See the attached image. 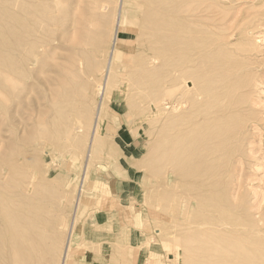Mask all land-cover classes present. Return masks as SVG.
<instances>
[{"label":"rangeland","instance_id":"374dc122","mask_svg":"<svg viewBox=\"0 0 264 264\" xmlns=\"http://www.w3.org/2000/svg\"><path fill=\"white\" fill-rule=\"evenodd\" d=\"M186 60L222 119L190 138L175 133L190 118L155 109ZM102 100L107 150L87 159ZM0 184V206L44 235L36 264H264V0H0Z\"/></svg>","mask_w":264,"mask_h":264},{"label":"bare ground","instance_id":"6f19581e","mask_svg":"<svg viewBox=\"0 0 264 264\" xmlns=\"http://www.w3.org/2000/svg\"><path fill=\"white\" fill-rule=\"evenodd\" d=\"M147 1V0H146ZM163 0H157V2L160 4V2H162ZM152 2V1H151ZM31 3V2H30ZM135 3V2H134ZM143 4H146V3H143ZM28 5V4H27ZM15 7V6H14ZM163 8V6H162ZM161 8V9H162ZM190 8V7H189ZM203 8V7H202ZM15 9V8H14ZM142 9V8H140ZM148 9V8H147ZM169 10V8H168ZM177 11H179V9H177ZM127 9L125 7V10L124 12H121L119 15H120V23H124L125 24V20H126V13H127ZM143 12V11H142ZM17 13V12H16ZM157 13V12H156ZM81 14V12L79 13ZM150 14V13H149ZM78 15V14H77ZM85 15V14H84ZM168 15V14H167ZM148 16V15H147ZM17 17V16H16ZM73 18V17H72ZM84 18V16H83ZM155 18V17H154ZM14 19V18H13ZM81 19V18H80ZM79 20V19H78ZM77 20L78 23H80L79 21ZM76 21V19H75ZM100 21V20H99ZM74 22V21H73ZM76 22V23H77ZM185 22V21H184ZM75 23V24H76ZM76 24L79 25V24ZM160 24V23H159ZM177 24V23H176ZM200 24V23H199ZM111 25V24H110ZM81 26V25H80ZM88 27V25H87ZM104 27V26H103ZM160 27V26H159ZM25 28V27H24ZM79 28V27H77ZM75 28V29H77ZM81 28V27H80ZM145 28V27H144ZM149 28V27H148ZM147 28V30H148ZM52 29V28H51ZM78 30V29H77ZM81 30V29H79ZM162 30V29H161ZM29 31V30H28ZM16 33V31H15ZM76 33V31H75ZM139 33V32H138ZM149 33V31H148ZM162 34V33H161ZM74 35V34H73ZM158 35V34H157ZM75 36V35H74ZM101 36V35H100ZM145 36V35H144ZM155 36V35H154ZM166 36V35H165ZM65 37V36H64ZM71 37V35H70ZM142 37V36H141ZM21 38V36H20ZM35 38V37H34ZM62 38V36H61ZM73 38V37H72ZM94 38V37H93ZM186 38V37H185ZM70 39V38H69ZM229 39V37H228ZM88 40V36L85 38V36L83 35H76L74 38H73V42L68 41V42H71L73 43V49L74 50H78L79 48H81L82 46L85 45V43L87 42ZM156 40V39H155ZM170 40V39H169ZM221 40V39H220ZM28 41V40H27ZM145 41V40H144ZM162 41V40H161ZM167 41V40H166ZM20 42V41H19ZM29 42V41H28ZM36 41H34V44H35ZM146 42V41H145ZM221 42V41H220ZM223 42H226V41H223ZM26 44V43H25ZM89 44V43H88ZM159 44V43H157ZM93 45V44H92ZM152 47V46H151ZM87 48V47H86ZM85 48V49H86ZM98 48V47H96ZM179 48H180V44L179 42L177 41V36L175 37L174 39V42H173V47H172V50L174 53H177V51H179ZM27 49V48H26ZM92 49H95V46L94 48ZM70 50V49H69ZM72 50V49H71ZM70 50V52H72ZM99 50V48L97 49ZM151 50V49H150ZM65 51V50H64ZM81 51V50H80ZM95 51V50H93ZM30 52V51H29ZM35 52V51H33ZM66 52V51H65ZM113 52V51H112ZM111 52V53H112ZM32 53V51H31ZM38 53V52H37ZM68 53V54H67ZM142 53V52H141ZM67 55H69L70 53L69 52H66ZM219 54V53H218ZM76 54H74L75 56ZM101 55V54H100ZM115 55V54H114ZM175 55V54H174ZM25 56V55H24ZM23 56V57H24ZM71 56V55H70ZM103 56V55H101ZM135 56V55H134ZM69 57V56H68ZM95 58V57H94ZM28 59V58H27ZM79 59V58H77ZM114 59V58H113ZM178 59H179V56H178ZM20 60V59H19ZM97 60V59H96ZM151 60V59H150ZM153 60V59H152ZM151 60V62H152ZM156 60V59H155ZM66 61V60H64ZM80 61V59H79ZM84 61V60H83ZM95 61V60H94ZM187 62L183 65V66H179V67H176L172 73H171V80H170V86L169 88L167 89L168 90V93H165V94H168L170 97H171V101H172V106L169 107V108H166L165 107V102L164 101H161L160 103H157L155 109L157 110V116H159L160 119L164 118V117H172L173 120H179L180 117L182 116H185V118H190L189 122L182 125V127H178L180 129H177L176 130V135L178 134H183V135H186V137H189V136H193V135H190V133L192 134L195 129L197 127H199L200 125L202 126L203 124H209V123H220V118H218V115L217 114H220V113H214V115H216L215 118H211L209 116V113H208V108H209V102H206V99H212L211 97H206V95L203 93L202 90H207L206 88L204 89V87H200L196 81H194V83H192V88L189 87V84H191V82L189 80H191V78H187L184 76H187L191 71H194V68L193 66L195 65V61L193 60H186ZM209 61V60H208ZM25 62V61H24ZM154 62V61H153ZM156 62V61H155ZM159 62V61H158ZM111 63H112V56L111 58L109 59V62H108V66L105 70V78H104V82H103V85L101 88V90H103L102 92H107L108 90V86H109V81L111 80V78L116 75L115 71L113 69H111ZM167 63V62H166ZM28 64V62L26 63ZM19 65V64H18ZM25 65V63H24ZM79 65V63H78ZM69 66V65H68ZM152 66V65H150ZM60 67V66H58ZM75 67V66H74ZM77 67V66H76ZM25 68V67H24ZM79 68V66H78ZM23 69V68H22ZM67 69V68H65ZM69 70L71 68H68ZM76 69V68H75ZM80 70H82L80 68ZM123 70V69H122ZM19 71V70H18ZM53 71V70H52ZM55 71V70H54ZM74 72V71H73ZM81 72V71H79ZM102 72V71H101ZM51 73V72H50ZM54 74V73H53ZM98 74V72H97ZM167 74V73H166ZM48 76V74H46ZM64 75V74H63ZM13 76V75H12ZM19 76V75H18ZM71 76V74H70ZM83 76V75H81ZM120 76V75H119ZM189 76V75H188ZM10 77V76H9ZM91 77V76H90ZM18 78V77H17ZM52 78V77H51ZM57 78V77H56ZM78 78V77H77ZM84 78V77H83ZM16 80V79H15ZM49 81V80H48ZM18 82V81H17ZM193 82V81H192ZM95 83V82H94ZM159 83V82H158ZM8 84V83H7ZM96 84V83H95ZM5 85V84H4ZM116 85V84H115ZM9 86V85H7ZM96 89V88H95ZM93 89V90H95ZM10 90V89H8ZM99 90V89H98ZM215 90V88H214ZM166 91V90H165ZM208 91V90H207ZM205 91V92H207ZM115 93V92H114ZM125 93V92H124ZM2 94V93H1ZM220 94V93H219ZM167 95V96H168ZM167 96H165V98H167ZM168 96V98H169ZM10 97V96H9ZM107 97V96H106ZM113 98V97H112ZM164 99V98H163ZM166 100V99H165ZM169 100V99H167ZM109 101V100H108ZM158 102V101H157ZM60 103V102H58ZM156 103V102H155ZM199 103V104H198ZM200 103L202 105H200ZM167 104V103H166ZM150 106V105H149ZM188 106V108H187ZM208 109V110H207ZM169 110V111H167ZM167 111V112H165ZM186 112L189 114H187L188 116H186ZM212 115V114H211ZM75 116V115H74ZM155 117V116H154ZM108 118V113H106V109H105V105L103 103V100L102 102L100 103V107L99 109L97 110L96 112V115L94 117V120H93V124H92V131H91V136H90V140H89V145H88V152H87V155H86V158L88 159L92 153V151L95 149V148H102L104 150H107V148L103 147V144L102 143V127L103 125L105 124L106 122V119ZM111 118L114 120L115 117H112ZM76 119V118H75ZM151 119V118H150ZM77 120V119H76ZM75 120V121H76ZM186 120V119H185ZM78 121V120H77ZM63 123V122H62ZM82 123V122H81ZM184 123V122H183ZM160 124V123H159ZM181 124V123H180ZM66 126V125H65ZM82 127V126H81ZM80 127V128H81ZM75 129V128H74ZM234 132V131H233ZM219 136V135H218ZM190 138V137H189ZM192 138V137H191ZM196 143L197 145H200L199 141L196 139ZM180 142V141H179ZM210 142V141H209ZM73 144V143H72ZM159 144V143H158ZM182 144V143H181ZM193 144V142L190 143V145ZM184 145V144H183ZM189 145V146H190ZM205 145V143H204ZM181 146V145H179ZM187 146V148L189 147ZM168 147V146H167ZM175 147V144L173 146V148ZM206 147V146H205ZM184 149V148H182ZM210 149V148H209ZM177 150V149H176ZM212 151V150H211ZM213 152V151H212ZM215 152V151H214ZM190 153V151H189ZM209 153V152H208ZM185 154V153H184ZM191 154V153H190ZM201 154V153H199ZM170 155V154H169ZM192 155V154H191ZM166 156V155H165ZM181 156V155H180ZM205 156V155H203ZM168 158V157H167ZM190 158V157H189ZM199 158V157H197ZM201 158V157H200ZM127 160H132V159H129L127 158ZM169 160V158H168ZM183 160V158H182ZM200 160V159H199ZM170 161V160H169ZM180 161V160H179ZM158 162V161H157ZM165 162V161H164ZM182 162V161H181ZM86 163V162H85ZM176 163V161L174 162ZM180 164V163H179ZM212 164V162H211ZM211 164H208V165H211ZM197 165V163H196ZM201 165V164H200ZM207 165V166H208ZM181 167V165H178ZM184 166V165H183ZM191 166V165H190ZM198 166V165H197ZM169 167V166H168ZM216 168V167H215ZM166 169V168H165ZM198 169V168H197ZM163 171V169H160ZM186 170V169H184ZM172 171V170H171ZM207 171V170H206ZM180 173H181V170H180ZM183 173V171H182ZM166 175V174H165ZM211 175V174H210ZM4 178V177H3ZM157 178V177H156ZM162 178V177H161ZM3 180V179H2ZM17 180V179H15ZM24 180V179H23ZM27 180V179H26ZM18 182V181H17ZM22 182V181H21ZM12 184V183H11ZM6 185V184H5ZM30 185V184H29ZM28 185V186H29ZM1 186V184H0ZM165 187H167V185H161L157 188V192H158V195L161 194L162 192H165ZM172 189L174 188V186L171 187ZM12 189V188H10ZM21 190V189H20ZM13 192V191H12ZM25 193V192H24ZM200 194V193H199ZM7 195V194H6ZM12 195V194H11ZM9 197V196H8ZM163 197V196H162ZM171 198V197H170ZM17 199V198H16ZM173 201V200H172ZM79 202V198H77L76 200V204H75V210L78 206V203ZM2 203V202H1ZM41 203V202H40ZM38 204V203H37ZM169 206V204H168ZM158 207V206H157ZM27 211L23 212L24 213V223L23 224H19L18 223V218L19 216L17 215L16 212H14V214L10 213L7 211L6 208H4L1 204L0 206V241L6 243L5 240H3V235H5L4 238H6V240L8 241L9 243V248H10V251H11V258H10V264H36L34 261H36L35 259H37V256L38 254H41L42 251H41V247H42V241L44 240V235L43 234H36V238L35 237H30V233H33L32 230L34 225L32 224V221L31 220H28V213H26ZM159 213V212H158ZM162 213V212H161ZM20 215V214H19ZM39 215V214H38ZM73 218L72 219V223H71V227H73V224H74V221H75V214L73 215ZM189 221V220H188ZM219 225V224H218ZM39 230V229H38ZM33 236V235H32ZM9 237V238H8ZM68 243V242H67ZM4 245V244H3ZM67 245V244H66ZM7 248V251L8 249ZM67 248V247H66ZM69 248V247H68ZM242 248V247H241ZM1 252V251H0ZM44 252H46L44 250ZM48 254V253H47ZM5 255V254H4ZM53 255V254H52ZM67 257V250L64 254V257H63V261L65 260V258ZM52 262V261H51ZM39 263V262H38ZM43 263V262H42ZM64 264V263H63Z\"/></svg>","mask_w":264,"mask_h":264},{"label":"crops","instance_id":"0c3cea01","mask_svg":"<svg viewBox=\"0 0 264 264\" xmlns=\"http://www.w3.org/2000/svg\"><path fill=\"white\" fill-rule=\"evenodd\" d=\"M119 136V131H117L116 133H112V138L113 137H118ZM126 145H128V146H131L132 148H136V141L135 140H131V141H128L127 142V144ZM123 186V185H122ZM124 186H126V185H124ZM116 187V186H115ZM117 188V187H116ZM115 188V192H113L112 193V190H110V192H108V190H107V192L105 191V190H101L100 189V192L102 193V194H105V197H107V199L106 200H103V199H101V202H99V205H98V207H99V209L103 206V207H105L106 208V206L109 204L108 202H107V200H109V199H115V196L117 195V189ZM123 188V187H122ZM127 191L129 190L128 189V187H127V189H126ZM124 192H126V191H124ZM108 210V209H107ZM111 212H112V209L111 210H109V212H107V213H110L111 214ZM112 213H114V212H112Z\"/></svg>","mask_w":264,"mask_h":264}]
</instances>
